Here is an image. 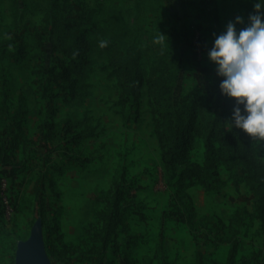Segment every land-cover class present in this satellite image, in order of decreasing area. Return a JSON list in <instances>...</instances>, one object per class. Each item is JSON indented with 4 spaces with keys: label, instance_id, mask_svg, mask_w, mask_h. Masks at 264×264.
<instances>
[{
    "label": "rangeland",
    "instance_id": "obj_1",
    "mask_svg": "<svg viewBox=\"0 0 264 264\" xmlns=\"http://www.w3.org/2000/svg\"><path fill=\"white\" fill-rule=\"evenodd\" d=\"M254 3L194 0L184 17L182 0H0V176L15 206L9 219L0 212V264L15 263L36 225L49 264L264 262V184L252 183L257 193L245 183L235 190L218 164L217 192L182 187L183 171L214 178L208 158L225 146L207 142L197 115L183 164L167 170L153 102L161 88L172 101L206 103L231 117L234 101L221 95L208 52L237 16L244 20L237 30L247 26ZM169 26L181 31L176 54ZM159 32L165 37L155 43ZM82 41L87 63L73 75L71 95L60 74ZM126 61L138 69L135 121L119 102L117 64ZM237 130L246 164L238 170L252 172L264 142Z\"/></svg>",
    "mask_w": 264,
    "mask_h": 264
},
{
    "label": "trees",
    "instance_id": "obj_2",
    "mask_svg": "<svg viewBox=\"0 0 264 264\" xmlns=\"http://www.w3.org/2000/svg\"><path fill=\"white\" fill-rule=\"evenodd\" d=\"M193 1L194 0H182L181 11L184 17L187 16V9L191 6ZM166 35L169 40V48L171 52L176 54L182 43L180 29L177 26H169L166 29ZM87 47L88 46L85 42H80L72 63L64 65L61 70L60 78L67 86L71 95H74L75 90V81L72 77L73 75L80 74L82 68L87 63ZM117 70L121 83V95L119 97L121 108L127 121H135L137 119L139 106V96L136 86L138 69L134 64L126 61L118 63ZM153 102L155 112L161 120L159 142L162 150V161L167 170H173L176 166L183 164L193 122L197 115L203 124L207 142H210L212 139H217L225 146L223 152L214 153L208 158V169L212 172L214 178L207 181L206 179L208 178L202 175L206 179L201 181L196 178V174L190 175L188 172L183 171L180 174L179 180L182 187L187 188L194 184H199L205 186L208 190L217 192L221 186V181L216 176L215 169L218 164H221L231 173L235 190L238 189L240 183H245L254 193L258 192L257 189L260 188L261 183L264 184V160H254L253 164L255 165V168L252 172H250L247 167L241 169V171L238 170L239 165H246L243 156L244 145L239 131L236 128L232 129L230 122H228L231 117H217L206 103L189 104L185 101H172L165 97V92L161 88H156L154 90ZM196 107L198 108V112H196ZM226 126H229L227 131ZM230 133L233 134L230 135ZM231 148L235 151H239V154H237L238 157L236 155V157H233L229 151ZM208 151H210L209 147H207V152ZM239 173L241 176H239ZM199 175L201 174L199 173ZM1 178L4 177L0 176V179ZM253 182L257 184V189L253 186ZM259 192L262 194L261 203H263L264 190L260 188ZM0 212L2 213L1 205ZM261 220L264 221V215H262ZM190 227L194 229L195 225L191 223ZM108 234L109 222H106L102 230L103 242L106 241ZM104 246L105 245H102L103 248ZM195 264L218 263L198 260ZM229 264H233L232 260L229 261ZM260 264H264V262Z\"/></svg>",
    "mask_w": 264,
    "mask_h": 264
},
{
    "label": "clouds",
    "instance_id": "obj_3",
    "mask_svg": "<svg viewBox=\"0 0 264 264\" xmlns=\"http://www.w3.org/2000/svg\"><path fill=\"white\" fill-rule=\"evenodd\" d=\"M254 14L239 31L236 25L244 24L237 16L217 35L208 52V59L216 66L221 77V95L234 101L231 119L233 128L242 130L260 145L264 142V0H255ZM165 36L155 39L160 43ZM108 46L107 40L98 43Z\"/></svg>",
    "mask_w": 264,
    "mask_h": 264
},
{
    "label": "water",
    "instance_id": "obj_4",
    "mask_svg": "<svg viewBox=\"0 0 264 264\" xmlns=\"http://www.w3.org/2000/svg\"><path fill=\"white\" fill-rule=\"evenodd\" d=\"M14 264H49L44 254L39 225L33 228L29 240L18 247Z\"/></svg>",
    "mask_w": 264,
    "mask_h": 264
},
{
    "label": "built area",
    "instance_id": "obj_5",
    "mask_svg": "<svg viewBox=\"0 0 264 264\" xmlns=\"http://www.w3.org/2000/svg\"><path fill=\"white\" fill-rule=\"evenodd\" d=\"M0 205L3 216L9 219L15 214V207L10 199L8 183L4 178L0 179Z\"/></svg>",
    "mask_w": 264,
    "mask_h": 264
}]
</instances>
